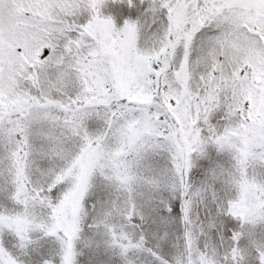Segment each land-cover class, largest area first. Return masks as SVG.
Wrapping results in <instances>:
<instances>
[{"label": "snow or ice", "instance_id": "1", "mask_svg": "<svg viewBox=\"0 0 264 264\" xmlns=\"http://www.w3.org/2000/svg\"><path fill=\"white\" fill-rule=\"evenodd\" d=\"M0 264H264V0H0Z\"/></svg>", "mask_w": 264, "mask_h": 264}]
</instances>
